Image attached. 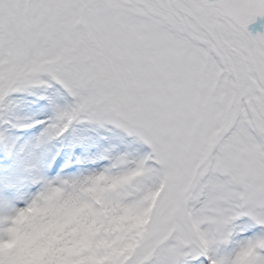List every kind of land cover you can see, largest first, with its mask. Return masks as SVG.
I'll use <instances>...</instances> for the list:
<instances>
[{"label": "snow or ice", "instance_id": "6c2138e0", "mask_svg": "<svg viewBox=\"0 0 264 264\" xmlns=\"http://www.w3.org/2000/svg\"><path fill=\"white\" fill-rule=\"evenodd\" d=\"M53 183L80 264H264V0H0V196Z\"/></svg>", "mask_w": 264, "mask_h": 264}, {"label": "clouds", "instance_id": "9594fccd", "mask_svg": "<svg viewBox=\"0 0 264 264\" xmlns=\"http://www.w3.org/2000/svg\"><path fill=\"white\" fill-rule=\"evenodd\" d=\"M98 190V184L80 193L53 183L10 204V211L0 209V264H80L82 254L107 245L97 239Z\"/></svg>", "mask_w": 264, "mask_h": 264}, {"label": "bare ground", "instance_id": "6f19581e", "mask_svg": "<svg viewBox=\"0 0 264 264\" xmlns=\"http://www.w3.org/2000/svg\"><path fill=\"white\" fill-rule=\"evenodd\" d=\"M20 203L19 201L3 200V201H0V209L10 211V207H9L10 204H20Z\"/></svg>", "mask_w": 264, "mask_h": 264}, {"label": "rangeland", "instance_id": "374dc122", "mask_svg": "<svg viewBox=\"0 0 264 264\" xmlns=\"http://www.w3.org/2000/svg\"><path fill=\"white\" fill-rule=\"evenodd\" d=\"M23 199L19 200V203L22 202Z\"/></svg>", "mask_w": 264, "mask_h": 264}]
</instances>
